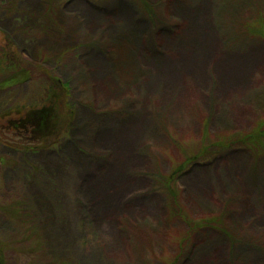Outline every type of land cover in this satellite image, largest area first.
Here are the masks:
<instances>
[{
	"label": "rangeland",
	"instance_id": "obj_1",
	"mask_svg": "<svg viewBox=\"0 0 264 264\" xmlns=\"http://www.w3.org/2000/svg\"><path fill=\"white\" fill-rule=\"evenodd\" d=\"M148 1L160 9L153 20L135 0L60 2L75 34L62 37L73 49L56 77L69 82L74 118L55 146L0 145V205L29 207L41 242L0 215L11 264H264V154L222 148L178 173L190 224L168 215L153 186L202 142L264 116L260 0ZM15 4L0 5V30L32 73L0 90V103H36L43 73L31 59L52 38L31 21L51 15L42 19L41 0ZM236 236L245 239L232 247Z\"/></svg>",
	"mask_w": 264,
	"mask_h": 264
},
{
	"label": "trees",
	"instance_id": "obj_2",
	"mask_svg": "<svg viewBox=\"0 0 264 264\" xmlns=\"http://www.w3.org/2000/svg\"><path fill=\"white\" fill-rule=\"evenodd\" d=\"M41 1L43 4L41 6L40 16L43 20L45 19V14L51 15V18H48L49 20L46 25L44 23L41 24L42 21L37 23L33 17L31 25H33L32 28L34 29H36V25L43 26L52 38V46H45V49L38 52L39 54H36L31 59L34 61V66L36 65L42 68L43 73L42 75L38 73L36 76L37 78L40 77L37 81L40 85L39 95L37 96L39 100L36 103L28 104L19 102L17 104L13 102L0 103V145L25 151H35L40 148L55 146L62 134L71 127L74 118L73 94L69 82H65L59 79L60 77H56L58 68L71 57L70 52L73 47L69 44L60 47L59 44H62V37L64 35L72 34L74 36V21L70 20L65 22L61 20L59 7L62 0ZM135 1H137L140 10L149 16L151 20L155 19L156 15H159L160 9L157 3L154 4L148 0ZM263 4L262 0H260L257 10L259 11L258 25L260 26L258 29L261 27L263 29L261 32L257 30V33L260 32L262 36H264ZM0 5L5 10L16 7L15 0H0ZM28 13L21 19L22 21L18 28L23 26L28 27V23H26V17H29L27 16ZM252 30L255 31L254 29ZM242 32L245 33L246 30L244 29ZM4 49L6 51H1ZM17 50L18 48L12 41L11 36L0 30V90L19 82L20 79L28 78L29 75L31 76L29 74L31 69L25 66V58L18 60L15 57ZM49 59L53 63L51 67L46 65ZM18 63L19 66H17ZM38 67L37 69H39ZM13 70L15 71L13 72ZM237 147L250 148L257 156L264 154V116L250 131L231 135V137L228 136L224 140L202 142L197 150L195 149L194 156L185 158L169 172L160 173V175L155 177L153 186L166 198L168 215H175L187 224H190L186 213L180 206V190L177 187L178 173L189 165V163L210 160L222 148ZM257 156L256 159L258 158ZM28 208L13 201L9 206L0 205V215L7 213L12 220L27 223L28 227L26 232H28V239L32 244H39L40 241L33 234L35 231L31 223V210ZM2 228L3 224L0 220V264H11L12 257L9 248L3 237H1V233L3 232ZM37 230L41 234L38 228ZM243 239L245 238L236 236L231 241L232 247L235 246L236 241L241 242ZM39 248H41L40 245H38ZM169 264L172 263L170 262Z\"/></svg>",
	"mask_w": 264,
	"mask_h": 264
}]
</instances>
